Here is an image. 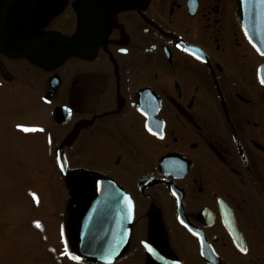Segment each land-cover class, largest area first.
Listing matches in <instances>:
<instances>
[{
	"label": "flooded vegetation",
	"instance_id": "1",
	"mask_svg": "<svg viewBox=\"0 0 264 264\" xmlns=\"http://www.w3.org/2000/svg\"><path fill=\"white\" fill-rule=\"evenodd\" d=\"M236 5L0 0V86L34 67L53 102L56 133L44 117L38 132L44 146L56 140L60 242L58 147L69 177H91L122 202L119 252L81 264H264V45L244 34ZM54 52L60 63L37 66ZM69 60L79 68L63 84ZM57 107L68 112L60 124Z\"/></svg>",
	"mask_w": 264,
	"mask_h": 264
},
{
	"label": "rangeland",
	"instance_id": "2",
	"mask_svg": "<svg viewBox=\"0 0 264 264\" xmlns=\"http://www.w3.org/2000/svg\"><path fill=\"white\" fill-rule=\"evenodd\" d=\"M62 68L65 84L79 65L69 60ZM21 71V79L0 86V264H74L64 255L56 225L55 211H62L54 176L56 140L44 146L38 132L44 117L46 134L56 133L47 118L53 102L44 104L48 86L38 69Z\"/></svg>",
	"mask_w": 264,
	"mask_h": 264
},
{
	"label": "water",
	"instance_id": "3",
	"mask_svg": "<svg viewBox=\"0 0 264 264\" xmlns=\"http://www.w3.org/2000/svg\"><path fill=\"white\" fill-rule=\"evenodd\" d=\"M235 15L244 34L250 39L263 40L260 46L264 45V3L260 0H237ZM253 44L257 45L255 41ZM62 59L64 54L54 52L37 66L49 69ZM59 84L57 75L49 79L48 85L51 89L47 92L46 99L55 93ZM67 115L68 112L62 108L54 109L53 117L57 124L62 123ZM55 164L65 179V189L68 193L64 225L65 254L68 259L78 264L68 254L79 256L80 264L118 253L122 246L123 230V207L120 198L110 188L91 177L83 175L69 177L62 147L56 149ZM114 214L120 215L116 217L117 225L108 223Z\"/></svg>",
	"mask_w": 264,
	"mask_h": 264
},
{
	"label": "snow or ice",
	"instance_id": "4",
	"mask_svg": "<svg viewBox=\"0 0 264 264\" xmlns=\"http://www.w3.org/2000/svg\"><path fill=\"white\" fill-rule=\"evenodd\" d=\"M260 2H261V3H264V0H260ZM261 82L264 83V79H262ZM18 127H19V126H18ZM23 130H24V131H30V130H34V129L24 128ZM182 222H183V221H182ZM38 226H39V225H38ZM242 250H245V251H246V249H242ZM68 255L70 256V258H71L72 260L77 261L78 264H79V261L81 260V258H80L79 256L71 255L70 253H69Z\"/></svg>",
	"mask_w": 264,
	"mask_h": 264
}]
</instances>
